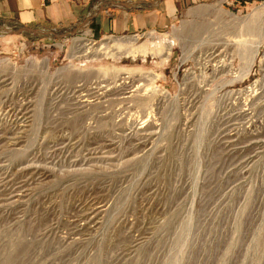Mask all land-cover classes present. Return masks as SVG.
<instances>
[{"label": "rangeland", "instance_id": "1", "mask_svg": "<svg viewBox=\"0 0 264 264\" xmlns=\"http://www.w3.org/2000/svg\"><path fill=\"white\" fill-rule=\"evenodd\" d=\"M176 1L125 34L0 15V264H264V0ZM118 39L170 50L82 53ZM116 71L167 95L143 128L151 100L80 105Z\"/></svg>", "mask_w": 264, "mask_h": 264}, {"label": "crops", "instance_id": "2", "mask_svg": "<svg viewBox=\"0 0 264 264\" xmlns=\"http://www.w3.org/2000/svg\"><path fill=\"white\" fill-rule=\"evenodd\" d=\"M175 1L9 0L0 4V15H10L23 24L39 26L40 29L43 26L53 29L55 25L68 29L77 26L80 20L88 23L95 19L102 34H125L165 25Z\"/></svg>", "mask_w": 264, "mask_h": 264}, {"label": "bare ground", "instance_id": "3", "mask_svg": "<svg viewBox=\"0 0 264 264\" xmlns=\"http://www.w3.org/2000/svg\"><path fill=\"white\" fill-rule=\"evenodd\" d=\"M233 37H234V39L231 42L234 44L244 45L247 42L246 37L242 36L241 34L234 35ZM252 43L254 44V46H253L252 51L250 53L251 56L249 57L250 58L249 64L252 63V58H253L254 53L256 51V47L259 43V40L256 39V41L254 40ZM82 46H83V48H82L83 54L91 53V55H93V56H96L99 54H115V55H117V54H129L132 56H136V55L145 56L147 53H150V54H161V55H164V57H165L166 55H168L169 50H170V44L169 43H165L161 49H158V48L152 49V48L146 47L145 44L127 45V43L124 42V40H119V39L112 41V43L110 45H108L104 42L99 43L98 46L96 48H93V49H91V47L88 46L87 44H83ZM162 50H164L163 53H161ZM217 50H219V49H217ZM210 56H211V54H209V53L204 54V56L198 57L196 61L198 62L199 65L205 64ZM150 80H151V78L149 75L143 74L141 72L121 73L119 71H116L115 73H113V77H112L111 82H108L104 85H99L100 83H98V81L95 82L96 90H95V96L93 95L94 96L93 99H90L93 96L89 97L86 95L87 97L84 96V97H82V99L80 97V100L79 99L78 100L80 101V103H81L80 105H82V106L83 105H90L94 99H95V102H98V101H96L97 98L101 99V98L107 96V90H111V92H108V94L110 93V95L120 96L119 101H121V102H128L129 103L132 101V99L134 97L139 98L141 100V104L145 100H147V101L151 100V103L147 107L148 112L146 114L139 115V116L133 115V114L129 115V119H130L129 123L130 124L134 123L135 121H138V124L140 123L138 128H141V127L143 128L146 125L147 121L149 123L151 118H155V112L153 110L154 106L152 107L153 102L154 101L156 102L157 100H159L161 98H167V95L164 94L162 91L158 93L156 91V89H154V86L152 84L153 81L148 83ZM99 90H100V92H98ZM249 96H251V95H249ZM249 96L246 95L244 100H246L247 102L250 101L248 99ZM143 116H144V119L141 120V117H143ZM115 123H116V121H115ZM113 126H114V124H113ZM147 126H149V125H147Z\"/></svg>", "mask_w": 264, "mask_h": 264}]
</instances>
